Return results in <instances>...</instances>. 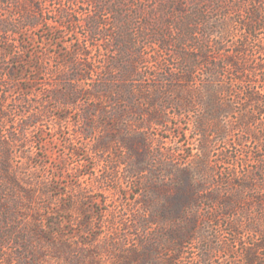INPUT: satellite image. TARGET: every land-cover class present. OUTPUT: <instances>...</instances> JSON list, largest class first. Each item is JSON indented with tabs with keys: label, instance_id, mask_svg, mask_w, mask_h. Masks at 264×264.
<instances>
[{
	"label": "trees",
	"instance_id": "obj_1",
	"mask_svg": "<svg viewBox=\"0 0 264 264\" xmlns=\"http://www.w3.org/2000/svg\"><path fill=\"white\" fill-rule=\"evenodd\" d=\"M69 1L74 6L59 14V19L54 22L57 27L74 34L81 25L86 43H81L82 40L77 37L75 41H70L72 44L65 45L61 58L66 69L53 72L57 86L50 85L46 89L53 93L49 102H53L54 106L56 103L68 108L78 105L88 96L92 103L84 106L85 122L92 125L91 122L100 121L112 129L120 128L124 118L132 115L135 106L139 105L136 94L146 93L140 86L144 84L151 87L147 93L150 96L144 99L150 107L147 117L152 123L159 124L165 120L160 107L163 103L161 93L178 95V98L167 99V104L173 108L190 112L196 108L193 112L199 114L195 120L197 133L205 142L201 150L206 156L214 150L211 136L226 140L236 128L249 133L264 147V140L261 141L256 128L250 126L254 117L241 113L236 115V123L225 120L229 117L227 114L233 113L238 101L222 99L219 95L237 86L245 87L247 79L250 82L254 80L256 87L264 84V43L249 46L250 37L255 39L259 32H264V0ZM11 4L20 8L17 13L23 26H33L39 21L42 10L40 0H15ZM79 4L90 6L89 9L84 7L88 11L82 13V17L78 12L81 9ZM17 28L14 20L0 19V30L18 33ZM229 36L235 40L230 45ZM100 38L107 41V53L100 55L102 59L97 64L87 57ZM2 42L3 50H10L12 45H5L6 39ZM54 42L58 45V42L63 44L67 40L55 37ZM228 46L233 49L228 50ZM250 51L260 54L252 56ZM22 56H14L16 64L12 67H8L11 63L6 64L0 57V126L9 127V118L13 113L17 114L20 105L31 103L29 88L17 95L8 90L12 80L19 78L18 72L21 76L27 71L43 72L37 65L30 64L36 62L33 58ZM4 70H8L9 74L2 75ZM32 78H37V75ZM29 80L35 82L31 77ZM14 86V90L20 87ZM205 93L208 94L207 99H204ZM246 93L248 101L258 104V109L264 111L259 104L264 101V94L260 96L252 90ZM11 94L14 95V105H9ZM122 102L124 105H121ZM199 104L202 107L205 105V108L210 105V111L202 114L198 110ZM27 116L28 126L37 125L41 117L39 113ZM27 128L23 126L15 128V131L9 130L7 134L0 133V237L7 241L17 233L15 236L22 245L28 240L27 234L34 233L37 239L35 247L43 249L44 241L52 242L51 238L57 244L69 247L67 237L58 239L55 236L64 233L52 226L56 221L40 223L42 211L50 208L52 200H42L38 192L40 188L36 187L38 181L32 177L35 170L22 168L16 159L18 155L14 142L19 141L22 134L26 135ZM136 131L130 132L131 137L124 140L132 151L142 157L141 161L133 164L135 172H146L149 170L150 133L140 129ZM91 134V130L85 132L86 137ZM114 134L111 133L112 139L116 138ZM243 142L240 135L234 141L236 150L230 154L225 152L227 167L224 169L216 162L217 170L206 161H202L201 168L195 171L176 166L171 184L177 190L173 192L171 202H180L182 209L179 217L187 213L189 219L184 225L187 233H180L175 239L170 236L173 254L166 264H177L183 257L186 243L197 245L200 264H264V149L263 153L245 155ZM99 146L105 150L109 144L105 139L100 141ZM251 158L253 163H250ZM41 204L43 209L39 206ZM165 210L169 211V208H162L160 216L163 218L166 217ZM48 212L51 216L57 214V211ZM31 216L33 219L27 226L23 225ZM202 216L206 223L226 220L229 233H195L199 229L196 222ZM22 217L27 219L19 221ZM57 224L63 227L61 223ZM241 229L248 233H242ZM4 233L9 236L4 237ZM254 234L257 240L249 243L247 237ZM29 246L22 245L28 250ZM238 255L241 261L236 260ZM19 258L16 263H23L24 257ZM7 262L13 264V256H9Z\"/></svg>",
	"mask_w": 264,
	"mask_h": 264
},
{
	"label": "rangeland",
	"instance_id": "obj_2",
	"mask_svg": "<svg viewBox=\"0 0 264 264\" xmlns=\"http://www.w3.org/2000/svg\"><path fill=\"white\" fill-rule=\"evenodd\" d=\"M13 1L15 0L0 2V19L14 20L18 25L16 29L18 33L13 30H0V57L4 58L6 64L11 63L8 67L16 64L14 56L24 55L25 59L33 58L36 62L30 64L37 65L43 69V72L25 71L23 76L18 72L19 78L12 80L8 90L17 95L29 88L32 100L30 105L27 102L20 105L17 114L13 113L10 116L9 127L0 126V133L7 134L9 130L28 127L26 135L22 134L20 140L14 142L18 155L16 159L22 168L35 170L32 177L34 181H38L36 187L40 188L38 192L42 200H52L50 208L46 207V210L42 211L40 223L48 224L49 221L61 223L62 228L57 223L52 224L55 229L64 232L55 236L58 239L67 237L70 246L57 244L56 240L51 238L52 242L44 241L45 247L40 249L34 246L37 243L35 234L28 233L26 238L28 240L21 243L25 247L26 244L30 245L28 250L20 245L17 235L15 236L17 233H14L7 238V241L0 237L2 244L0 264H9L7 262L9 256H13V264H17L19 257H24L23 263L19 262V264H166L167 259L173 254L170 236L175 239L178 234L187 233L184 225H187L189 219L187 213L179 217L182 209L180 202L174 204L171 202L172 194L177 190L171 184L176 166L189 167L195 171L198 167L201 168L202 161H206L209 166H214L217 170L219 168L216 162L221 169H224L227 167L224 163L225 152L230 154L236 150L234 141L240 135L244 139L245 155L263 153L264 147L249 133L236 128L226 140L211 136L214 150L206 156L201 150L205 142L197 133L195 120L196 115L199 114L193 112L196 108L191 112L184 110L181 112L179 108L167 104V99L178 98L177 94L161 93L163 103L160 107L165 120L159 124L152 123L147 117L150 107L145 100L147 95L150 96L147 93L151 87L144 84L140 86L146 93L136 94L139 105L135 106L132 115L124 118L120 128L112 129L100 121H93L92 125L89 124L90 122H85L87 117L84 116V106L92 103V99L88 96L78 105L73 104L68 108L56 103L54 106L53 102H49L53 93L46 90L50 85L57 86L56 78L52 73L66 69L61 58L66 44H72L70 41H75L77 37H80L81 43H86L84 29L80 25L74 34L72 31L68 33V30L61 26H56L54 21L59 19V14L70 10L68 7L74 6L69 0H40L42 10L39 21L33 26H23L19 23L17 12L20 8L12 5ZM79 5L81 9H78V12L82 17V13L88 11L84 7L89 9L90 6ZM74 15L77 14L74 12ZM107 26L110 27V24ZM55 37H63L67 42L63 44L58 42L56 45ZM3 39L7 41L5 45H12L10 50H3ZM227 39L229 45L235 41L230 36ZM96 42L97 46L87 58L98 64L102 59L100 55L107 53L105 47L107 41L100 38ZM258 42L264 43L262 31L255 39L250 37L249 46ZM227 49L233 48L228 46ZM259 54L256 51L252 56ZM7 71H2V75L3 73L8 75ZM35 75L37 78H32ZM30 77L35 79V82H31ZM247 82L245 87L237 86L228 93L219 94L222 99L238 101L232 110L233 113L227 114L229 117L225 120L236 123L238 119L236 115L250 114L254 117L250 126L256 128L263 141L264 111L258 109V104L248 101L246 91L252 90L262 96L264 84L256 87L254 80L250 82L247 79ZM14 85L20 87L14 90ZM13 96L11 94L9 97L8 101H11L9 105H14ZM207 96L208 94L205 93L204 99H207ZM259 104L260 108H264V101ZM121 105L124 103L122 102ZM197 106L202 114L210 111V105L206 108L203 105L204 109L200 104ZM31 113L40 114L37 125L28 126L27 115ZM138 129L150 133L149 170L146 172H135L133 164L141 161L142 157L136 151H132L124 140L131 137L130 132L137 133ZM88 130L92 133L90 137L85 136ZM113 132L115 139L110 137ZM105 139L109 147L103 150L99 143ZM145 152L146 150L142 151L143 155ZM251 162L253 163L252 158ZM39 206L43 209L42 204ZM166 207L169 211H164L166 217L163 218L160 212ZM48 211H57V214L51 216ZM24 219L27 218L22 217L19 221ZM32 219L31 216L23 222V225L27 226ZM204 221V216L198 219L196 223L199 229L195 230V233H229L228 223L224 219L210 223ZM240 231L248 233L246 230ZM8 236V233H4V237ZM253 240H257L255 234L247 237L249 243ZM198 250L196 244L186 243L183 257L177 264H200ZM236 260L241 261V257L238 255Z\"/></svg>",
	"mask_w": 264,
	"mask_h": 264
}]
</instances>
